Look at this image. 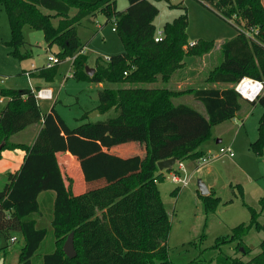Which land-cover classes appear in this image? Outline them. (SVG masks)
<instances>
[{
  "label": "trees",
  "instance_id": "obj_1",
  "mask_svg": "<svg viewBox=\"0 0 264 264\" xmlns=\"http://www.w3.org/2000/svg\"><path fill=\"white\" fill-rule=\"evenodd\" d=\"M127 1V9L120 11L117 0H0L8 14L12 33L9 45L15 57H30L29 52L21 51L26 45L23 27L29 25L44 32L49 50L59 47L56 56L61 62L75 57L73 77L117 86L100 89L98 105L93 109L109 117L74 129L66 126L54 106L44 114L34 89L0 87V100L5 103L0 109L1 154L16 149L27 152L20 170L8 173V182L0 190V238L4 236L9 246L15 232L25 237L19 264H33L32 259L48 234L47 229L37 227L33 218L40 212L39 197L44 192L54 194V200L50 193L46 201L53 202L52 228L56 242H61L55 253L45 256L44 264H176L167 245L171 220L158 189V183L165 179V171L159 170L158 163L171 158L179 163L203 157L200 147L210 139L214 126L240 117L245 111L244 102L264 107V96L247 102L234 89L246 76L264 81L262 0H199L223 19H234L240 27L236 37L222 44V62L206 77V82L216 87L182 91L165 84L178 78L186 68V56L210 53L215 48L214 41L199 40L191 46L188 13L183 7L184 13L164 25V36L156 42L159 8L153 0ZM72 8L77 9L74 16H70ZM99 14L104 15L107 24L114 22L124 51L110 56V61L97 58L95 74L89 76L78 25ZM55 18H59L57 25ZM252 29L259 30L255 40L243 33ZM48 70L41 68L40 74ZM157 83L165 87H147ZM184 95L201 102L204 111L174 102ZM91 112L84 118H89ZM34 125H41V130L33 144L11 141L13 135ZM258 132L251 149L263 156L264 114ZM127 144L135 146L134 153L122 156L106 151H123ZM61 152H69L80 161L84 192L75 193L73 178L59 164L57 154ZM198 193L205 202L209 201L210 195ZM249 208L250 224L233 228L230 236L218 238L214 248L235 244L239 252L241 248L245 250L244 255L251 252L244 238L253 226L264 231V224L259 221L264 199L261 212ZM71 233L77 252L73 259L62 248ZM214 263L264 264V241L260 252L248 261L219 256L208 261Z\"/></svg>",
  "mask_w": 264,
  "mask_h": 264
},
{
  "label": "rangeland",
  "instance_id": "obj_2",
  "mask_svg": "<svg viewBox=\"0 0 264 264\" xmlns=\"http://www.w3.org/2000/svg\"><path fill=\"white\" fill-rule=\"evenodd\" d=\"M262 1L264 5V0ZM153 2L160 11L155 20L157 30H162L166 23L180 17L185 7L189 20L188 42L193 44L199 40L214 41L215 48L210 53L201 57H185L184 70L193 79L189 84L181 85V89L184 90L189 87L198 89L210 87L206 77L222 62V44L236 37L237 28L240 26L234 19L231 21L223 19L212 7L199 0H153ZM128 6L127 0H117L118 10H126ZM76 11V8H72L70 16H74ZM58 21L59 18L53 20L55 25ZM114 29V22L110 21L107 24L102 14L92 21L85 19L78 25V34L84 45L83 54L88 57V67L95 68L99 57L104 60L106 56H115L124 51L123 42ZM23 36L26 45L21 48V51L29 52L30 57L20 60L12 54L13 49L9 45L12 39L9 18L5 8L0 5V87L18 90L51 88L55 94V100H39V106L44 114L49 113L54 106L55 112L71 129L89 121L96 122L109 117L107 114H97L98 111L93 109L98 105L100 89L106 86H117L90 83L73 77L75 69L73 59L70 57L41 75L40 69L49 58L56 56L59 47L54 46L49 50L44 32L32 29L29 25L23 27ZM30 72L32 75L29 74ZM176 80L177 76L165 86L177 91L179 84ZM165 86L157 83L147 87ZM174 102L185 103L204 111L203 104L195 100L192 95L175 98ZM4 105L5 103L0 102V109ZM244 106L245 111L241 115L244 117L247 114V117L235 118L214 126L210 139L200 147L204 156L185 161L189 179L187 186L176 184L169 171H165L164 181L158 183L163 204L171 220V232L167 245L170 258L176 264H190L194 261H204V264H208V261L219 256L237 257L248 261L260 252V244L264 241V231H258L255 226L244 238V244L251 249L249 254L244 255L243 248L239 252L235 244H226L220 249L214 248L218 238L230 236L232 229L240 224H250L249 207L257 212L262 210L264 155H257L251 149V143L258 138V125L264 114V107L260 103L253 106L245 102ZM87 112L91 113L89 118L85 119ZM16 136L11 137L12 142L17 138ZM220 140L221 143H218ZM222 147H231L235 157L221 156ZM203 158H208L209 162L197 168L198 162H201ZM71 166L75 167L73 169L79 168L74 162ZM173 169H177V166ZM198 181H202L209 190L210 199L207 202L199 197ZM7 182V174L0 176V190L4 189ZM50 193L44 192L45 195L39 199L40 212L33 216L38 220L37 227L45 228L48 232L32 259L33 264H44L45 256L55 253L57 248L61 247V242H56L57 238L52 228L53 202L46 201ZM75 193L80 194L82 191L77 189ZM259 221L264 224V212L259 217ZM13 236L16 237V241L11 242L6 249L0 250V264H19L20 254L25 247V237L21 232H15Z\"/></svg>",
  "mask_w": 264,
  "mask_h": 264
},
{
  "label": "crops",
  "instance_id": "obj_3",
  "mask_svg": "<svg viewBox=\"0 0 264 264\" xmlns=\"http://www.w3.org/2000/svg\"><path fill=\"white\" fill-rule=\"evenodd\" d=\"M184 71L185 70L180 71L181 73L179 72L180 74L177 78V84H179L178 85L179 89L177 91L184 90V89H181V85H183V83L189 84L190 81L193 79V77H191L190 75H188L186 73V71L185 72ZM211 86L216 87L214 85H211ZM38 88H41V87H38ZM190 88H192V87H189L188 89H190ZM181 97H183V96H180L176 99H179ZM245 117H247V114L244 117L241 115L238 118L243 119ZM40 130H41V125L30 126L26 130L15 134V135H17L16 136L17 138L14 139L13 142L16 144L17 143L18 144L23 143V144L31 145L34 143V141H35L37 135L39 134ZM27 131H30V132H27ZM15 135H13V137ZM19 135H22V136L20 137ZM218 142L221 143V140ZM125 147H126V149L123 151H119L116 148H111V149L106 150V151H109L111 154H117V155H122V156L128 155L129 153H134L135 146H133V144H127V146L125 145ZM26 156H27V152L22 150V149L6 150V151L2 152L1 157H0V176L6 175L10 172L11 173L12 172L13 173L18 172L20 170V168L22 167V165L24 164ZM57 157H58V161H59V164H60L62 170L64 172H66L70 177L73 178L75 191L77 189H79L82 192H84L86 190V184L84 181V175H83V172H82V169L80 166V161L78 160V158L69 152H61V153L57 154ZM72 162H74L75 164H78L79 168L73 169L75 167L71 166ZM184 163H185V161H184ZM43 195H45V194L44 193L41 194L39 199L41 197H43ZM51 195H52V199L54 200V198H55L54 194L51 193ZM37 223H38V220H37Z\"/></svg>",
  "mask_w": 264,
  "mask_h": 264
},
{
  "label": "built area",
  "instance_id": "obj_4",
  "mask_svg": "<svg viewBox=\"0 0 264 264\" xmlns=\"http://www.w3.org/2000/svg\"><path fill=\"white\" fill-rule=\"evenodd\" d=\"M115 30V29H114ZM245 36L249 40H255L257 34L259 33L258 29H252V30H245L243 31ZM164 36L163 29L157 31L156 35V42H160ZM195 43L191 44L194 45ZM73 60L75 59L72 58ZM105 61H110L111 57L106 56L104 57ZM61 63V59L58 56H54L49 58L48 62L42 67L45 70L52 69L56 65ZM33 73V72H32ZM30 75L31 72L29 73ZM235 91L241 96V98L247 102H256L260 97L264 96V81L258 80L255 78L251 77H243L235 86H234ZM36 99L39 100H45V101H53L55 100V94L51 88L44 87V88H37L34 89ZM3 100L1 99L0 102ZM221 156H229L230 158L235 157V153L232 150L231 147H222L220 149ZM209 162L208 158H203L201 159V162L199 161L197 164V168H200L202 165L206 164ZM177 166V169H173L171 171V178L176 184H179L180 186H187L189 184V179L187 177L188 171L187 168L184 164V162H179L176 163L173 168ZM182 174H185L182 176ZM12 242L16 241V237L14 236L11 239Z\"/></svg>",
  "mask_w": 264,
  "mask_h": 264
},
{
  "label": "water",
  "instance_id": "obj_5",
  "mask_svg": "<svg viewBox=\"0 0 264 264\" xmlns=\"http://www.w3.org/2000/svg\"><path fill=\"white\" fill-rule=\"evenodd\" d=\"M95 71H96L95 68H90L88 66L86 67V72L89 76L94 75ZM97 114H99V113L97 112ZM218 143H220V142H218ZM2 148H3V144L0 146V154H1ZM176 163H177V159L171 158V159L159 162L158 168L160 171L171 170ZM198 188H199L200 194L202 196L209 195V190H208L207 186L202 181H198ZM74 240H75L74 239V233H71L69 235L67 241L65 242L64 246H63L64 253L70 259H73L77 256ZM7 247H8V242H7L6 238L4 236H1V238H0V250H4Z\"/></svg>",
  "mask_w": 264,
  "mask_h": 264
}]
</instances>
